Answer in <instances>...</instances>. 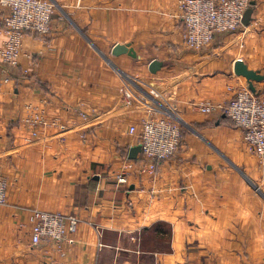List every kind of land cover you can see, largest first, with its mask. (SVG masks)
<instances>
[{
	"label": "crops",
	"instance_id": "0c3cea01",
	"mask_svg": "<svg viewBox=\"0 0 264 264\" xmlns=\"http://www.w3.org/2000/svg\"><path fill=\"white\" fill-rule=\"evenodd\" d=\"M49 1L50 33L25 34L7 82L0 72V264H264V161L226 117L195 108L247 86L238 60L264 95V0H250L252 25L198 51L182 42L177 0ZM116 45L135 57L112 56ZM32 116L46 123L35 137ZM165 117L182 144L137 175L129 129ZM33 211L74 216L76 230L59 249L33 247Z\"/></svg>",
	"mask_w": 264,
	"mask_h": 264
},
{
	"label": "built area",
	"instance_id": "2783aa9c",
	"mask_svg": "<svg viewBox=\"0 0 264 264\" xmlns=\"http://www.w3.org/2000/svg\"><path fill=\"white\" fill-rule=\"evenodd\" d=\"M249 5L250 0H178L183 44L198 51L209 46L218 35L236 33L243 27L241 21ZM0 8L5 9L0 28V72L3 82H7L10 71L18 66L23 37L29 34L46 38L55 7L49 0H0ZM195 108L205 115L218 113L226 117L242 132L246 152L264 161V95L250 92L247 86L237 87L225 104L198 103ZM26 122L32 137L36 136L38 126H46L39 116H32ZM129 134L136 137L140 146L139 158L128 166L131 170L134 165L137 175L152 173L157 162L171 159L182 144V125L172 117L147 118L141 122L138 134L134 127L129 129ZM116 182L126 187L128 176L120 175ZM6 196L7 183L0 175V206L6 204ZM30 224L33 247L59 249L68 241L67 235L76 230L78 220L60 213L33 211Z\"/></svg>",
	"mask_w": 264,
	"mask_h": 264
},
{
	"label": "water",
	"instance_id": "95a60500",
	"mask_svg": "<svg viewBox=\"0 0 264 264\" xmlns=\"http://www.w3.org/2000/svg\"><path fill=\"white\" fill-rule=\"evenodd\" d=\"M254 2H250L249 8L245 11L241 24L243 27H248L252 21V13ZM126 54L127 56L134 58L135 55L132 50L127 49L126 46L116 45L111 51L112 56H120ZM161 69V63L154 60L148 66V71L151 74H156ZM233 73L237 77L244 78L247 82V88L250 92L255 93L254 83H259L263 80V78L256 72L251 71L247 68V66L241 62L236 61L233 67ZM140 153V146H135L129 150L128 159L135 160L137 155ZM97 179V178H96Z\"/></svg>",
	"mask_w": 264,
	"mask_h": 264
},
{
	"label": "rangeland",
	"instance_id": "374dc122",
	"mask_svg": "<svg viewBox=\"0 0 264 264\" xmlns=\"http://www.w3.org/2000/svg\"><path fill=\"white\" fill-rule=\"evenodd\" d=\"M177 1H178V0H177ZM252 20H253V19H252ZM251 22H252V21H251ZM250 25H252V24H250ZM250 25H249V26H250ZM21 53H22V47H21ZM114 57H115V56H114ZM184 129H185V128H184ZM182 132H184L183 128H182ZM131 162H132V161H131ZM149 179L152 180V179H153V176H152V177H149Z\"/></svg>",
	"mask_w": 264,
	"mask_h": 264
},
{
	"label": "trees",
	"instance_id": "16d2710c",
	"mask_svg": "<svg viewBox=\"0 0 264 264\" xmlns=\"http://www.w3.org/2000/svg\"><path fill=\"white\" fill-rule=\"evenodd\" d=\"M157 163H159V162H157Z\"/></svg>",
	"mask_w": 264,
	"mask_h": 264
}]
</instances>
